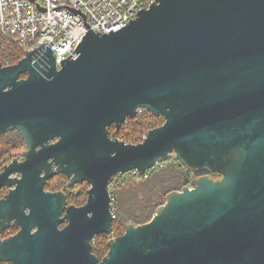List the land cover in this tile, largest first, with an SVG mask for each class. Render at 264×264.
<instances>
[{"label":"water","instance_id":"obj_1","mask_svg":"<svg viewBox=\"0 0 264 264\" xmlns=\"http://www.w3.org/2000/svg\"><path fill=\"white\" fill-rule=\"evenodd\" d=\"M40 50L0 63V136L17 131L26 166L42 161L46 177L58 166L91 189L63 231L61 209L55 222L42 213L35 264L42 246L69 264H97L91 242L112 234V184L172 157L191 187L110 240L100 264H264V0H155L125 28L89 31L60 69L51 49L35 62ZM144 110L164 124L136 145L117 139Z\"/></svg>","mask_w":264,"mask_h":264},{"label":"flooded vegetation","instance_id":"obj_2","mask_svg":"<svg viewBox=\"0 0 264 264\" xmlns=\"http://www.w3.org/2000/svg\"><path fill=\"white\" fill-rule=\"evenodd\" d=\"M25 77L22 75L20 79ZM2 139L7 140L3 146L0 145V264H35L31 248L40 234L42 213L49 208L55 222V214L61 209L57 230L63 231L69 225V220L65 219L69 209L77 211L87 206L91 185L88 181L71 184L66 174H55L59 169L55 165L51 168L53 176L46 177L42 161L26 166L29 148L17 131L0 136V141ZM41 151L42 146L35 148L38 160L42 157ZM87 215L91 217L92 212L88 211ZM110 235L97 236L91 242V254L97 257V264L106 257L109 241L115 239ZM104 236L109 237L106 241L108 250L100 256L96 240ZM61 260L42 246V264H69Z\"/></svg>","mask_w":264,"mask_h":264},{"label":"built area","instance_id":"obj_3","mask_svg":"<svg viewBox=\"0 0 264 264\" xmlns=\"http://www.w3.org/2000/svg\"><path fill=\"white\" fill-rule=\"evenodd\" d=\"M154 2L149 0L146 5L143 0H0V34L24 53L43 48L36 55L37 63L51 49L60 69L63 61L76 57L89 31L104 35L125 28Z\"/></svg>","mask_w":264,"mask_h":264},{"label":"trees","instance_id":"obj_4","mask_svg":"<svg viewBox=\"0 0 264 264\" xmlns=\"http://www.w3.org/2000/svg\"><path fill=\"white\" fill-rule=\"evenodd\" d=\"M148 5L149 0H143ZM25 53L19 46H15L9 39L0 34V63L3 66L16 65ZM163 118H158L147 111H142L134 120H127L117 134V139L127 144H139L143 136L150 130L163 124ZM115 128L111 129V133ZM193 174L185 169L175 157L163 163L156 169L140 177L136 173L118 177L110 190L114 199V216L111 238L125 234L126 227H135L148 223L158 208L166 202V197L173 193L191 187ZM97 254L102 256L107 252V243H99Z\"/></svg>","mask_w":264,"mask_h":264},{"label":"rangeland","instance_id":"obj_5","mask_svg":"<svg viewBox=\"0 0 264 264\" xmlns=\"http://www.w3.org/2000/svg\"><path fill=\"white\" fill-rule=\"evenodd\" d=\"M131 121H132V120H131ZM164 122H165V120H164V121H163V120L161 121L162 124H164ZM122 131L124 132L125 129L122 128ZM145 136H146V135L143 136V139H142V140L145 139ZM6 140H7V139H2V141H0V145L3 146V145L6 143ZM142 142H143V141H142ZM175 160H176V159H175ZM108 238H109L108 236H104V237H102L101 240H99V243H104V242H106V241L108 240Z\"/></svg>","mask_w":264,"mask_h":264}]
</instances>
